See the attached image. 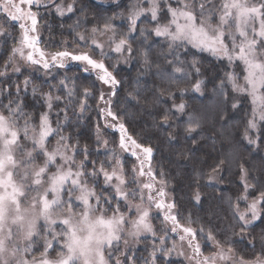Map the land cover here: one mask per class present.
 <instances>
[{
  "label": "snow or ice",
  "instance_id": "1",
  "mask_svg": "<svg viewBox=\"0 0 264 264\" xmlns=\"http://www.w3.org/2000/svg\"><path fill=\"white\" fill-rule=\"evenodd\" d=\"M114 3L119 7V0ZM90 11L93 19H103V24L93 26L90 33H77L75 40L91 52L63 47L50 53L40 47L38 26L43 15L65 18L80 13L69 26L75 29L81 19L87 22ZM116 15L123 14L106 16L98 6L93 10L83 0H0V21L12 30L0 27V37L5 44L13 41L0 68V264H173V254L185 257L189 264H264V228L258 254L238 247L247 241L255 252L257 240L247 238L258 221L264 222V174L258 178L239 164L243 194L235 202L228 198L223 219L213 213L222 227L213 225L207 231L203 226L193 227L195 221L190 214L184 215L182 200L170 194L176 188L169 190L170 180L176 179L179 185L185 177H170L162 168H153L155 150L129 133L127 109L119 107L122 82L105 63L115 55L118 63L122 59L125 64H141L135 80L138 87L124 99L130 106L147 110L149 97L155 107L167 92L172 106L162 110L154 126L171 128L172 115L179 113L183 119L187 114L184 131L192 138L198 130L203 131L210 114L207 110L187 113L188 105L175 103V93L169 89L189 76L187 68L199 74L192 49L226 59L240 69L239 74H226L228 84L234 92L251 98L245 138L250 145H258V141L264 142V0H136L129 6L126 32L118 31L112 22ZM142 19H149L154 27L138 29ZM137 33L140 47L133 46ZM160 39L165 44L157 52L154 44ZM188 55L193 56L190 62L181 59ZM71 62H79L77 67L83 73H95L91 87L77 83L79 77L67 75ZM111 67L115 69V65ZM29 68L41 71L48 86V91L31 87V105L27 93L33 77L26 76L22 82L11 79ZM97 82L108 88L99 91L98 98ZM203 84L196 81L192 91L203 95ZM226 86L221 80L214 89L225 99ZM187 91L179 90L181 96ZM89 99L96 101L99 118L95 149L80 144V132L64 131L80 125L91 108ZM36 105L44 110L38 114L26 111ZM219 115L217 112L211 118L215 121ZM102 128L112 129L113 136L119 134V153L109 148ZM253 130L259 133L256 138L249 135ZM54 137L58 139L52 146ZM167 138L169 143L176 141L171 132ZM101 151L106 160L93 159ZM131 158L134 162L128 167ZM228 164L222 159L210 173L197 171L187 177L193 207L203 205L201 188L217 187L224 180ZM252 193L257 195L249 200ZM241 203L246 205L243 210ZM154 221H159V227ZM149 237L151 243L143 245L147 256L138 255L141 241ZM209 245L214 251L205 254Z\"/></svg>",
  "mask_w": 264,
  "mask_h": 264
},
{
  "label": "trees",
  "instance_id": "2",
  "mask_svg": "<svg viewBox=\"0 0 264 264\" xmlns=\"http://www.w3.org/2000/svg\"><path fill=\"white\" fill-rule=\"evenodd\" d=\"M128 1L129 0H120L119 7H117L116 4H102L95 0H83V3L93 6V10L98 6L104 11L106 16L122 13L123 15H116L112 22L116 25L118 31L126 32L128 24L126 17L129 14ZM66 2H71V0H66ZM78 16H80V13L76 15L68 14L65 18L43 15L40 20L41 28H39L41 37L40 44L45 49L51 51L60 50L63 47H71L72 44H80L75 40L77 33L82 31L86 32V30L89 31L93 26L103 24L104 22L103 19H93L90 11L87 22L81 19L78 28H70L69 26L74 25ZM164 22L166 21H162V23ZM153 27L154 25L149 19H142V21L138 23V29H151ZM9 31L12 30L10 29ZM16 33L17 32H14L13 34L17 35ZM139 40L140 37L137 33V43L133 45L134 47L142 46ZM149 42H151V38H149ZM8 43L5 44L3 42V48H1L0 52L1 61L5 60L9 52V49H7ZM164 44L165 42L160 39L158 43L154 44V49L157 52L161 51V45ZM191 51L195 53V59L198 61L197 67L200 69L199 74L197 75L193 69L187 68L189 76L176 82L169 91L175 93V103L179 104L183 101L188 105L187 113H191L194 110H207L210 114L209 120L203 125V131L198 130L197 133L192 134V138H189L188 134L184 131L187 114L184 115L183 119H179V113L172 115L170 117L172 121L171 128H158L154 126V122L160 120L162 110L171 108L172 106L173 100L167 97V92L164 98L155 107L150 103L152 98L149 97V107L147 110L142 106H130L124 99L126 93L138 87L135 80L137 74L141 71V64L135 62L125 64L122 59H120L118 63L117 61L119 58L115 55H112L105 63L110 66L109 70L114 71L116 78L122 82L119 90V107L121 109H127V126L129 133L141 140L146 146L151 145L154 148V158L152 160L154 169L162 168L170 177H185L183 182L179 185H177L176 179L170 180L169 190H171L172 187L176 188L175 192H170V194L182 200L184 204V215L187 216L190 214L192 220L195 221L192 226L197 228L203 226L207 231L209 228H212L213 225L222 227L221 221H218L213 213H218L223 219L225 216L223 209H226L228 206V198H231L235 202L236 197L243 194V185L240 182L238 165L244 164L251 174L258 178L264 174V142L258 141V145H250L248 143V140L245 138V129L247 120L251 118L252 113L250 100L249 98H245V94L234 92L231 85L228 84L225 79L227 73L234 71L239 74L240 69L236 68L235 65H229L226 59H219L209 52H200L196 49H192ZM181 59L190 62L193 56H182ZM77 64L78 63L70 64L67 69V75L77 76L80 78L77 83L91 87V82L95 80V73H83L81 69L77 67ZM112 65H115V69L111 67ZM0 67H2V63H0ZM29 75L33 77L32 84L29 86V91L27 93L28 101L31 105L33 102L31 87L36 86L38 89L48 91V86L44 82L43 73L35 69L25 71L23 75H13L11 79L13 81L22 82L24 78ZM63 75L64 72L62 71L61 76ZM198 80L204 81L202 85L203 95L192 91V85ZM221 80H225L227 85L224 89V93L227 94V99H225L224 95L214 91V89L218 88ZM51 82L55 83V81ZM142 85L143 81H141L140 87H142ZM161 87L167 88V85H161ZM96 88L97 98L99 96V91H108L107 86L101 87L99 82H97ZM180 89H188V91L181 96L179 92ZM165 100H167L166 103L164 102ZM6 102L5 100V103ZM144 103L145 101L143 97H141V105ZM233 103H236L238 107L233 108ZM88 104L91 108L86 113L85 117L81 119L80 125L78 127L65 128L64 131L65 133L80 132V144H87L90 148L95 149V124L99 118L95 111L96 101L89 99ZM157 109L160 111L158 112ZM43 110L44 109H41L39 105L26 109V111L33 112L34 114H38ZM217 112L220 115L214 121L211 116ZM121 115H123V112ZM89 117H91V119H88ZM61 119L63 118L61 117ZM72 120L75 122L76 117H72ZM52 121L53 127H55V115L52 116ZM35 122L38 123V121ZM99 123L103 125L104 121L99 120ZM169 132L176 136V141L173 143L168 142L167 133ZM111 133L112 129H108L107 131H104L103 128L101 129L103 137L110 141L109 148H115L118 151V134L113 136ZM249 135L256 138L259 133L253 130L249 132ZM193 138L198 141V143L193 144ZM55 139H58V137L52 138L51 142ZM181 153H183V155H181ZM78 159H80V157H78ZM93 159L104 161L106 160V155L101 151L99 156L97 157L94 155ZM222 159L229 161L227 169L223 172V176L225 177L224 180L221 181L217 187L201 188L203 205L193 207L194 201H191L192 190L187 187L189 182L187 177L195 176V172L197 171H202L206 174L210 173L211 169ZM133 162V158L128 159L127 166L131 167ZM204 179L206 180L207 177L205 176ZM199 182L202 184L204 180ZM250 182L255 183V181ZM129 187H131V185ZM194 188L195 184L193 185V189ZM255 195L257 194L252 193L250 197ZM154 224L159 227V221H154ZM262 228H264V222L258 221L254 231H252V235L247 238H255L257 240L255 252H253L252 246L247 244V241L240 243L238 247L245 249L252 255L258 254V240ZM157 234L162 235L160 232ZM217 239L222 238L218 236ZM150 243V237L147 241H141V246L137 254L147 256V251H145L143 245ZM204 251H211L210 245L204 249ZM171 260L173 264H186L180 257L174 258V256H172Z\"/></svg>",
  "mask_w": 264,
  "mask_h": 264
},
{
  "label": "rangeland",
  "instance_id": "3",
  "mask_svg": "<svg viewBox=\"0 0 264 264\" xmlns=\"http://www.w3.org/2000/svg\"><path fill=\"white\" fill-rule=\"evenodd\" d=\"M96 2H99V3H102V4H110V5H113V4H115L114 3V0H95ZM120 1V0H119ZM133 3H136V0H129L128 1V11H129V6L131 5V4H133ZM145 7L147 6V5H144ZM33 10H36V9H33ZM39 11L41 12V13H44L45 12V9H43V8H40L39 9ZM0 27H2V28H4V29H8V30H10L9 29V25L8 24H6V23H3L2 21H0ZM39 28H41V23H39V26H38V31H39ZM91 30V29H90ZM90 30L89 31H87L88 33H90ZM80 33H86V32H80ZM17 35H18V32L16 33ZM9 41V43H8V48L7 49H9V52H8V54L6 55V58H5V60L8 58V55L10 54V50H11V47H12V45H13V41L12 40H8ZM3 42H4V39H3V37H0V52H1V48H3ZM40 47L41 48H43V49H45L41 44H40ZM67 49L69 50V51H72V50H74V49H77V50H79V51H89V52H91V48H89V47H85L83 44H76V45H74V44H72L71 45V47H67ZM47 52H55V51H58V50H55V51H51V50H47V49H45ZM60 50H62V49H60ZM108 49H107V45H105V51H107ZM95 58H99L98 56L97 57H95ZM118 58V57H117ZM5 60H2L1 61V59H0V63H2V66H3V63H4V61ZM72 63H79V62H71V64ZM0 68H2V67H0ZM29 69H31V68H29ZM241 83H242V80H241ZM249 100H250V103H251V98L249 97ZM252 106V105H251ZM118 134V133H117ZM56 140L57 139H55V140H53V142H51V144H52V146H55V144H56ZM118 142H119V134H118ZM118 153H119V150L117 151ZM123 155H126V154H122V156ZM134 159V158H133ZM254 196H252V197H250L249 196V200H251L252 198H253ZM134 203H139V201H134ZM246 207V205L244 204V203H241V205H240V208H241V210H243L244 208ZM122 211H127V209H124V208H122ZM57 230H59V229H57ZM151 238V237H150ZM171 243H172V240H170L169 241V246H171ZM177 244H178V250H179V242L177 241ZM210 247H211V245H210ZM184 251H186V252H188L189 250L185 247L184 248ZM212 251H214V249L211 247V251H207V252H205V254H208V253H210V252H212ZM53 255H55V253H53ZM173 256H174V258H181L186 264H189V262H188V260L187 259H185V257H183V256H180V255H177V254H173ZM141 264H142V262H141Z\"/></svg>",
  "mask_w": 264,
  "mask_h": 264
}]
</instances>
